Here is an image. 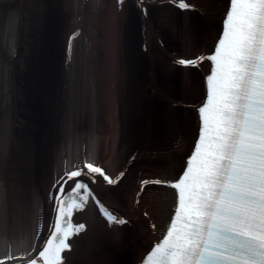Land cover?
I'll return each mask as SVG.
<instances>
[{"label":"bare ground","instance_id":"obj_1","mask_svg":"<svg viewBox=\"0 0 264 264\" xmlns=\"http://www.w3.org/2000/svg\"><path fill=\"white\" fill-rule=\"evenodd\" d=\"M20 1L26 4L25 0H0V261L3 264H18L26 257L33 256L53 217L50 203L43 205L39 194L33 190L34 185L31 187L26 179L34 169L37 170L40 160L28 162L27 159L25 164L22 163L25 155L31 157L33 153L32 158H35V152L41 151L42 147L37 140V129L26 122L18 125L20 113L15 110L17 78H29L26 60L30 54H38L36 47L29 44L33 32L28 24L31 10L20 4ZM66 1V6L71 8L68 35L74 33L75 29L77 34L66 43L70 51L62 50L59 63L60 67H67L66 75L60 72L61 80L67 81L68 76L71 82L70 87L68 85L60 90L59 117H56L62 123L63 138L58 145L55 140L43 142L46 153L51 155L56 152L47 197L51 187L57 185L59 177L69 168L90 162L101 167L103 165L107 174H113L117 172V169H113L121 160L117 96L120 83H116L117 76L121 78L123 75L121 9L129 7L126 3L128 0ZM130 1L140 8L144 18L147 13L142 14V8L146 0ZM42 15L39 18L43 19ZM45 16L44 20L49 22L51 13H45ZM43 38L48 44L50 37L43 35ZM100 52L103 53L102 57L98 54ZM14 64L18 65L17 72H14ZM43 67V72H47L48 66ZM188 70L190 68H185V71ZM105 78L113 79L111 88L107 87ZM30 79L33 80L32 86L38 88L45 77L44 74L34 73ZM111 82H108V86ZM81 100L83 108L80 106ZM66 102L68 107L64 106ZM83 122L86 128L81 131L78 125ZM19 128L25 131H17ZM152 176L155 175H149ZM110 186L102 177L99 183L93 185L102 202L131 223L110 222L103 216L99 206L96 209L91 202L86 203L73 218L75 224L84 223L86 228L71 238L72 248L66 253V264H113L112 258L108 256L116 249H132L137 264L153 244L156 232L159 228L163 229L169 220L175 204L172 190L167 189L168 201L165 196L161 199L160 196L146 198L143 192L134 197L138 191L137 184L132 199L126 205L112 196L110 189L113 188ZM153 224L156 225L155 229Z\"/></svg>","mask_w":264,"mask_h":264},{"label":"snow or ice","instance_id":"obj_2","mask_svg":"<svg viewBox=\"0 0 264 264\" xmlns=\"http://www.w3.org/2000/svg\"><path fill=\"white\" fill-rule=\"evenodd\" d=\"M178 7L195 6L179 0ZM205 60L199 138L178 179L155 181L174 188L178 202L142 264H264V0H230L214 50L177 62L200 67ZM101 177L115 182L90 162L59 177L51 238L26 264H66L70 238L86 228L71 218L89 197L110 222L131 223L102 202L93 187Z\"/></svg>","mask_w":264,"mask_h":264},{"label":"rangeland","instance_id":"obj_3","mask_svg":"<svg viewBox=\"0 0 264 264\" xmlns=\"http://www.w3.org/2000/svg\"><path fill=\"white\" fill-rule=\"evenodd\" d=\"M194 1L206 14L199 11L180 12L167 3L149 7L151 28L157 30V35L162 40V45L159 46L152 39L154 35L149 37V53H143L140 48L142 26L138 9L133 3L127 8L122 23V86L118 88V115L121 124L118 148L121 160L113 170L121 168L123 163L126 164L129 155L133 154L134 159L122 182L113 187V190L110 189L112 196H116L117 200L126 205L132 199L139 174L145 172L174 176L182 164L186 148L192 141L195 125L193 110L188 106L174 105L173 102H196L202 94L201 75L198 70L187 72L176 67L172 58L194 55L203 47L209 49L215 35L213 32L216 21L218 24L225 6V0ZM50 2H53L52 5L56 4L52 7ZM26 3L27 6L24 3L23 5L31 10L29 26L33 28L29 44L36 47L38 54H30L28 61L26 60L29 78H17L18 87L14 91L17 99L15 110L20 113L18 125L29 123L39 133L37 140L42 147L41 151H34L35 158H32L33 153L30 154L31 157L25 155L22 163L25 164L27 159L28 162L40 160L37 170L34 169L32 176L28 174L26 179L31 187L34 185L33 190L37 191L43 205H46L56 152L51 155L46 153L43 142L55 140L58 145L63 138L62 123L56 118L59 117L60 90L64 88L59 63L64 39L70 30L71 8L66 6V0H49L41 10L51 13L50 21L45 22L46 20L39 18L41 11L39 7L34 8L36 4L31 0H26ZM43 35L50 37V43L47 44ZM98 54L101 57L103 55L102 52ZM151 63L153 69L150 68ZM45 65L49 69L44 73L42 69H45ZM17 66L14 64V72H17ZM36 70L39 72H35ZM151 70L154 75L153 82ZM31 73L44 74L45 79L38 84L39 89L32 86ZM82 100L80 106L83 108ZM64 106L68 107V102ZM78 128L81 131L85 129V122L78 125ZM17 131L25 130L19 128ZM56 149L57 147L55 151ZM145 196L167 198L166 191L161 189H148ZM133 256L132 249H116L108 257L112 258L113 264H133Z\"/></svg>","mask_w":264,"mask_h":264}]
</instances>
